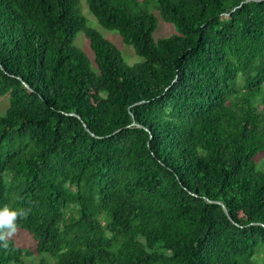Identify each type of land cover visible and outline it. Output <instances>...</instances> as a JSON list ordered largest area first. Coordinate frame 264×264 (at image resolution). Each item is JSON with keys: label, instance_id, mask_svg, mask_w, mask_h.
Masks as SVG:
<instances>
[{"label": "trees", "instance_id": "obj_1", "mask_svg": "<svg viewBox=\"0 0 264 264\" xmlns=\"http://www.w3.org/2000/svg\"><path fill=\"white\" fill-rule=\"evenodd\" d=\"M78 2L0 0V208L35 241L0 264H258L264 0H85L132 66Z\"/></svg>", "mask_w": 264, "mask_h": 264}, {"label": "rangeland", "instance_id": "obj_2", "mask_svg": "<svg viewBox=\"0 0 264 264\" xmlns=\"http://www.w3.org/2000/svg\"><path fill=\"white\" fill-rule=\"evenodd\" d=\"M154 5V4H153ZM151 5L149 11L157 18V28L152 34L153 40L157 41L162 38L169 37L175 33L174 26L164 22L160 16L159 12L153 8ZM78 10L79 13L84 16L87 20V25L95 30H97L106 40L112 43L121 53L122 59L124 63L129 66L134 64H138L142 61L140 57H138L131 46L125 45L122 42L120 35L116 31H109L103 29L93 17V15L89 12L88 7L86 5L85 0H79L78 2ZM74 46L83 52L93 64V53L90 49V43L88 39L84 36L82 32L76 34L73 42ZM8 107V95L0 98V114H4L5 110ZM262 157L258 158L259 167H262L260 162ZM18 246L23 248L34 249L35 241L34 239L25 231L17 230L14 234L9 236ZM256 261L258 264H264V250H261L256 257ZM52 259L46 255H38L34 253V255L30 257L24 258V264H50Z\"/></svg>", "mask_w": 264, "mask_h": 264}, {"label": "clouds", "instance_id": "obj_3", "mask_svg": "<svg viewBox=\"0 0 264 264\" xmlns=\"http://www.w3.org/2000/svg\"><path fill=\"white\" fill-rule=\"evenodd\" d=\"M26 215L24 210H15L8 207L0 208V241H6L8 236L16 232V221L20 216ZM7 247V243H3Z\"/></svg>", "mask_w": 264, "mask_h": 264}, {"label": "water", "instance_id": "obj_4", "mask_svg": "<svg viewBox=\"0 0 264 264\" xmlns=\"http://www.w3.org/2000/svg\"><path fill=\"white\" fill-rule=\"evenodd\" d=\"M26 88H28L27 87V85H24ZM85 126V125H84ZM86 127V126H85ZM87 130V132H89V130L88 129H86ZM90 133V132H89ZM91 134V133H90ZM92 136H93V134H91ZM223 210H224V212L226 213V209H225V207L223 206Z\"/></svg>", "mask_w": 264, "mask_h": 264}]
</instances>
